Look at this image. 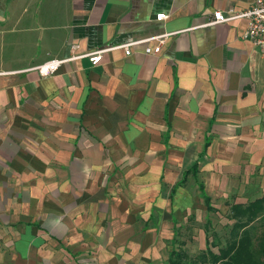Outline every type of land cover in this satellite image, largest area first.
Wrapping results in <instances>:
<instances>
[{
  "label": "crops",
  "instance_id": "crops-1",
  "mask_svg": "<svg viewBox=\"0 0 264 264\" xmlns=\"http://www.w3.org/2000/svg\"><path fill=\"white\" fill-rule=\"evenodd\" d=\"M255 1L0 0V264H168L204 218L218 253L210 216L264 196V58L207 24Z\"/></svg>",
  "mask_w": 264,
  "mask_h": 264
},
{
  "label": "trees",
  "instance_id": "trees-1",
  "mask_svg": "<svg viewBox=\"0 0 264 264\" xmlns=\"http://www.w3.org/2000/svg\"><path fill=\"white\" fill-rule=\"evenodd\" d=\"M186 175L177 185L184 184ZM199 190L208 211H213L202 185ZM229 219L234 223L225 246L218 253L208 248L193 259L183 250H173L168 264H264V196L247 205L232 206ZM258 220L262 221L261 231L255 234L253 224Z\"/></svg>",
  "mask_w": 264,
  "mask_h": 264
},
{
  "label": "built area",
  "instance_id": "built-area-1",
  "mask_svg": "<svg viewBox=\"0 0 264 264\" xmlns=\"http://www.w3.org/2000/svg\"><path fill=\"white\" fill-rule=\"evenodd\" d=\"M166 15L160 14L156 17V20H164ZM234 20H244L246 22V30L244 38L249 40L260 52L264 58V0H256L251 6L241 11L228 10L226 14L221 12H214L213 20L207 25H214L220 23H228ZM124 48L125 55L130 54V45L122 46ZM75 44L71 45V50H76ZM109 49L97 50L87 54L74 55L65 60H51L43 64L37 65L30 70L36 71L39 76L46 77L54 74L58 68L67 62L86 58L92 66L98 65L102 61L103 54ZM159 48H156L154 52H158ZM146 53L149 49L145 50Z\"/></svg>",
  "mask_w": 264,
  "mask_h": 264
},
{
  "label": "rangeland",
  "instance_id": "rangeland-1",
  "mask_svg": "<svg viewBox=\"0 0 264 264\" xmlns=\"http://www.w3.org/2000/svg\"><path fill=\"white\" fill-rule=\"evenodd\" d=\"M190 216V215H189ZM211 220V225H210V229L206 230L208 231V239L209 242H219V245L221 247L225 246V243L227 242V239L229 237V231L231 229L232 226V222L227 220V218L225 217V215H212L210 216ZM206 222V219H202L200 223H196V221H194L193 223L197 224L198 230L195 231V233H193L194 235H192V228H189V231H181V236L179 237L180 239H185L187 241H193V244H189V248L187 249L189 256H194L196 254H198L200 251H202L203 249H201L203 247V237H204V231H203V226L204 223ZM192 224V223H191ZM261 225H262V221L258 220L253 224V229H252V233L255 234H259V232L261 231ZM193 237L195 239H193ZM213 252H217V247L216 248H211Z\"/></svg>",
  "mask_w": 264,
  "mask_h": 264
}]
</instances>
